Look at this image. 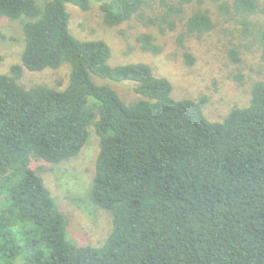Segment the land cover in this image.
<instances>
[{
	"label": "trees",
	"instance_id": "trees-1",
	"mask_svg": "<svg viewBox=\"0 0 264 264\" xmlns=\"http://www.w3.org/2000/svg\"><path fill=\"white\" fill-rule=\"evenodd\" d=\"M199 4L203 0H197ZM217 2L218 0H212ZM109 28L150 6L148 0H95ZM181 0L147 25L176 31ZM83 12L92 0H0V17L26 20L21 64L0 75V264H264V83L254 85L249 106L223 122L204 114L206 97L175 100L169 80L143 63L112 67L104 41H78L70 33L66 5ZM245 34L257 0H234ZM231 9L221 11L229 16ZM188 33L213 29L197 12ZM264 49V28L258 30ZM179 44L184 47L181 36ZM159 54L150 35L138 38ZM231 57L239 62L237 52ZM264 58V56H263ZM186 63L194 65L191 54ZM71 69L64 91L19 85L24 70ZM94 78L131 82L142 100L126 104ZM91 129L99 139L93 203L113 217L102 246L69 237V220L46 184L42 167L71 161L86 147Z\"/></svg>",
	"mask_w": 264,
	"mask_h": 264
},
{
	"label": "rangeland",
	"instance_id": "rangeland-1",
	"mask_svg": "<svg viewBox=\"0 0 264 264\" xmlns=\"http://www.w3.org/2000/svg\"><path fill=\"white\" fill-rule=\"evenodd\" d=\"M48 0H37L43 8ZM181 0H148L150 6L131 21L115 28L104 23V15L99 5L92 0V8L83 12L78 7L67 4L69 30L78 41H104L112 51V67L143 63L163 77L173 86L175 100L208 99L204 114L211 122H223L234 108L249 106L255 84L264 83V49L257 34L264 28V0H257L260 10L249 17L251 33L245 34L232 6L234 0H194L183 6V14L175 17L176 31L161 33L159 28L147 25L165 14L169 6H179ZM227 6L231 15L221 8ZM208 12L213 22L209 33H188L187 20L197 12ZM26 20L11 21L0 17V75H9L11 68L21 64L25 49L23 27ZM142 35H150L159 48V54L145 52L138 43ZM183 36L184 47L178 40ZM237 52L239 62H234L231 52ZM191 54L195 63L189 66L185 55ZM71 69L64 65L58 70L46 69L42 72L24 70L19 85L25 90L37 86L64 91L70 82ZM98 85L113 89L126 103L141 101L131 82L115 83L94 78ZM99 153V139L94 129L86 147L79 157L59 165L35 163L33 168L42 167L46 184L69 220V237L81 245L102 246L113 230L112 215L97 207L91 199V190L96 177V163ZM6 198L0 196V212L7 205ZM20 264V262L16 263Z\"/></svg>",
	"mask_w": 264,
	"mask_h": 264
}]
</instances>
